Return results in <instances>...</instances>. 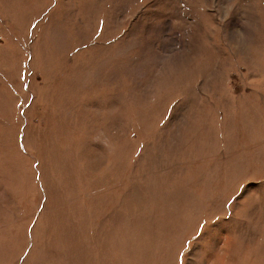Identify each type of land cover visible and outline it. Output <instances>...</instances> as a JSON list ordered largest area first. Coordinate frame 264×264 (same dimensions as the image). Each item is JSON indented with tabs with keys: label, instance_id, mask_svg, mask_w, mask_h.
<instances>
[{
	"label": "rangeland",
	"instance_id": "obj_1",
	"mask_svg": "<svg viewBox=\"0 0 264 264\" xmlns=\"http://www.w3.org/2000/svg\"><path fill=\"white\" fill-rule=\"evenodd\" d=\"M0 264H264V0H0Z\"/></svg>",
	"mask_w": 264,
	"mask_h": 264
},
{
	"label": "snow or ice",
	"instance_id": "obj_2",
	"mask_svg": "<svg viewBox=\"0 0 264 264\" xmlns=\"http://www.w3.org/2000/svg\"><path fill=\"white\" fill-rule=\"evenodd\" d=\"M181 256L183 255V253L180 254Z\"/></svg>",
	"mask_w": 264,
	"mask_h": 264
}]
</instances>
